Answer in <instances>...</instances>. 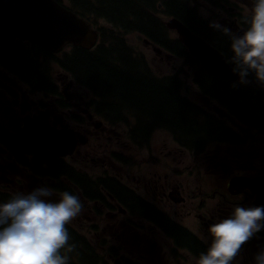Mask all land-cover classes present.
Instances as JSON below:
<instances>
[{
  "label": "trees",
  "instance_id": "obj_1",
  "mask_svg": "<svg viewBox=\"0 0 264 264\" xmlns=\"http://www.w3.org/2000/svg\"><path fill=\"white\" fill-rule=\"evenodd\" d=\"M66 1L65 7L72 9L80 16L86 13L87 8L91 10L96 7L101 8L104 13L100 16L114 25L113 29L98 35L104 55L96 56L85 50L74 48L71 52L65 51L60 56H56L0 29V61L2 67L15 81L24 82L30 89L46 94L47 97L61 95L63 86L68 85L70 81L67 80L59 86L55 84L52 67L58 66L67 78L70 77L80 84L88 80L94 82L97 87L102 88L104 94H109L112 101L110 104L119 108L120 111H124V106H134L138 112V115L134 117L137 118V123L128 134H139L138 139L144 138L154 131L153 128L164 127L166 124L168 129L181 132L184 138L195 140L197 146L202 147L206 129L197 125L196 109L178 95L175 86L174 88L165 86L173 84L169 78L154 75L152 69L134 56L127 38L129 32L137 31L140 37L152 44L162 46L171 56L183 57L184 63L188 64L197 74L195 80L202 93L200 95L210 96L217 101L220 100L222 104L229 105L239 117L264 132V89L255 85L241 84L235 87L228 81L208 76L196 59L187 52L179 38L170 35L167 23L175 21L179 24L184 23L193 32L200 34L216 48L227 53L228 59L231 60V38L222 30L206 24L197 17L194 10L188 9L186 3L179 0ZM162 5L168 11H162ZM159 14L160 16L169 15L167 19L170 20L168 22L161 20L158 17ZM56 78L60 83L62 82L59 74ZM92 97L96 96L92 95ZM92 108L99 119L105 120L104 109L101 106L96 108L92 105ZM11 141L13 150L17 154L21 155L22 151L33 153L35 150L15 135L11 136ZM126 145L125 140H120L113 148L111 143V146L105 144L97 149L102 148L104 158L113 164L114 160L123 158L118 148ZM39 153L37 158L45 159L47 163V168L43 171L49 175L50 181H53V176L61 174L64 179L71 182L77 193L81 194L82 191L84 197L90 200H100L103 205L102 210L108 211L106 215L105 213L92 215V210L87 208L85 214L80 213L65 226L70 235L69 244L75 245L71 252H67L66 249L61 250L62 254L69 257L68 264H108L107 255L117 253H122V255L119 260H111L112 264L120 262L122 264H147L148 261H156L152 256V247L149 245V242L155 241L153 237L158 238L162 247L168 248L172 254L179 252L178 244H182L188 254L191 251L198 257L201 253L207 252L213 238L211 235L203 236L199 232L198 219L194 218L193 222H187L182 221L180 217L172 223L162 217L149 203L135 199L133 194L123 191L122 187L111 177L100 183L107 190L109 198L114 201L117 197L120 198L117 194L123 191V194L131 200L127 201L129 205H126L129 209L122 210V205H119L120 211L116 210L108 205L110 202L100 191L99 184L93 183L83 175L70 174L69 167L62 162L63 160L51 157L44 151ZM215 161L217 167L220 168L228 164L225 157H216ZM58 187L62 192L68 191L76 195L73 189L64 183H60ZM96 210L101 211L98 207ZM139 216L147 223V230H141L142 225L135 219ZM110 217L116 221V229L106 232V221ZM159 218L164 222H160ZM152 221H155L162 230H157ZM84 223H87L86 228H84ZM82 229L111 234L118 239L121 247L112 245L107 238L101 237L98 248H95ZM123 245L144 256L140 260L132 259L124 252ZM193 258L191 264L197 260L196 257L193 256ZM173 259L178 261L179 257L174 256Z\"/></svg>",
  "mask_w": 264,
  "mask_h": 264
},
{
  "label": "clouds",
  "instance_id": "obj_2",
  "mask_svg": "<svg viewBox=\"0 0 264 264\" xmlns=\"http://www.w3.org/2000/svg\"><path fill=\"white\" fill-rule=\"evenodd\" d=\"M247 27L241 35L231 36L230 62L240 83H247L250 73L264 84V0H254L244 17ZM221 29V25H210ZM53 191L40 186L28 193H16L0 203V264H68L62 254L74 250L65 227L82 211L77 195L59 193L58 200L49 199ZM264 231V207L236 206L232 213L209 226L212 242L195 264H232L242 246ZM255 264H264V248L255 255Z\"/></svg>",
  "mask_w": 264,
  "mask_h": 264
},
{
  "label": "water",
  "instance_id": "obj_3",
  "mask_svg": "<svg viewBox=\"0 0 264 264\" xmlns=\"http://www.w3.org/2000/svg\"><path fill=\"white\" fill-rule=\"evenodd\" d=\"M0 9L3 11L0 16L4 21L17 26L8 32L6 27L0 24L1 30L19 39L28 40L43 51L56 53L67 43L88 47L94 42L93 38L87 40V30L83 34L80 33L82 25L79 23L84 21L71 12L70 15L65 14V10L53 0H0ZM172 27L178 29L180 38L188 45L190 52L200 61L208 75L229 81L239 78L225 62L222 54L210 44L187 32L188 30L179 23ZM22 29L25 37L19 36ZM50 129L57 131L53 127ZM63 131L69 130L64 128ZM43 140L49 145L57 146V141L52 138L43 137ZM72 140L75 144L74 134Z\"/></svg>",
  "mask_w": 264,
  "mask_h": 264
},
{
  "label": "rangeland",
  "instance_id": "obj_4",
  "mask_svg": "<svg viewBox=\"0 0 264 264\" xmlns=\"http://www.w3.org/2000/svg\"><path fill=\"white\" fill-rule=\"evenodd\" d=\"M234 3H236L235 0H233V2H230V5L234 6L235 5ZM190 4H191L192 8H194L195 10L198 11V13H204L205 14V19H206V21L209 24L218 23L219 19L221 17H230V15L226 11L220 13L217 10V6L214 3H212V2H210L208 0H190ZM244 13L245 14L249 13L247 8H244ZM164 20H166V22L169 21V19H166V18ZM0 24L5 26L6 27L5 30L8 31V32H10L11 30H14L15 28H17V26H15V25H9L6 21H4L2 16H0ZM20 33L21 34H25L23 29L20 31ZM128 43H130L132 46H136V45L140 44V43L136 42V40L133 38V36L129 37ZM159 58H161L160 55H159ZM180 60L181 59L178 58L177 62L175 64H179ZM170 63H172V62L168 61V60L165 61V67H163L161 69V73L162 74H167L168 73V69L167 68L169 67ZM149 64L152 65L153 62H150ZM172 64H174V63H172ZM175 68H177V66H175ZM52 74L56 77V75H58V74L60 75V71L55 66H53L52 67ZM183 76L185 78L187 75L184 74ZM60 77L63 80L62 76H60ZM161 77H163V75ZM166 77H171V76H166ZM192 77H194V75H192ZM171 82H173V81H171ZM165 86L167 88H172L173 86H175L178 95L181 96L184 100H186L188 102V104L190 103L189 100L184 96V94L182 95L179 92V89H178V87H177L175 82H173V84H171V85H165ZM182 87H183V84L181 83V88ZM18 90H19V92H15L14 90H9V93H10L11 96L9 94L7 95L6 92H4V91H2V93H3V96L5 98L6 97H11L13 102L18 104V103H21L23 98L26 96V93L23 90H21L20 88H18ZM154 98L155 97L153 96V99ZM107 100H110V98L107 97ZM57 102L58 103H62V100L58 99ZM123 109L127 113V115L130 116V117H134V116L138 115V112L136 111L134 106H131V105L130 106H124ZM117 111H120V110H117ZM86 121H87L86 116L82 115V122H77L75 124L76 127L79 128V132H77V130H71L70 131V133L74 134L75 141H77V137H80V138L84 137V133L85 132H82V129H83V125H84L83 122H86ZM143 121H146V120H143ZM196 123H197V125H199L202 128H214L215 127L217 129H221L220 124L218 122L213 121L211 118H209V116L201 117L200 122L196 121ZM89 128H90L91 134L93 132V135H95L97 137L98 141L95 143L89 137L88 138L90 140L89 142H87V140H85V142L83 144H79L78 147H79V154L80 155H77V158L79 160H82V161H84L85 158H87V156L91 155L93 153L92 151H96L97 152L98 151L97 148H100L101 146H104L105 144H108V142H107L108 134H107V132H104L102 134V131L99 129V124H94L92 126L91 122L88 121L87 129H89ZM245 130H246V133L242 134V137H244V136L246 137L247 134H248V135L256 138L255 135L253 134V131L251 129L248 131L245 128ZM158 135H159V133H158ZM263 138H264V132H263ZM256 145L259 148H262L258 144H256ZM89 146H92V147H89ZM169 146H170V152H174L176 144L171 139H170ZM172 156H173V159H172ZM169 159H170L171 163H178V164L179 163L180 164H187L189 162V160H190L188 154H186V153H183V154L180 153V154H176V155L175 154H170V158ZM206 168H207V166H206ZM205 173H206L207 176L211 175L207 171ZM219 174L220 173L215 172L214 176L216 178L215 179L216 183H219L220 179L217 178V176ZM178 176L183 180V183L185 184V193L186 194L194 193L195 195L200 197V194L204 192V188L201 185H199V180L197 178V174L196 173H189L187 170H184L182 175H178ZM171 177H175V176H171ZM22 187H25V182L22 183ZM27 188H32V186L27 184ZM22 190L26 191L24 189H22ZM7 193H9V191ZM201 198H202V196H201ZM91 210H92V215L99 214V212H96L94 209H91ZM215 210H216V212L213 215V217H215L218 213L219 214L215 218L214 223L218 222L219 220H221L223 218H226L227 213H226V211L224 209H222L220 207L219 208L215 207ZM100 213H102V212H100ZM212 224H213L212 222H209V226L212 225ZM86 227H87V223H84V228H86ZM110 229H116V221L114 220L113 217L108 218L107 221H106V232H109ZM101 235L105 236L108 239H110V241L112 243H116L115 238H113V236L111 234L108 235V234H105V233H101ZM89 239H90L92 244H96L97 243V239H96V235L95 234H89ZM132 239H133V236H132ZM132 256H134V253H132ZM154 257L156 258L157 255L155 254Z\"/></svg>",
  "mask_w": 264,
  "mask_h": 264
},
{
  "label": "flooded vegetation",
  "instance_id": "obj_5",
  "mask_svg": "<svg viewBox=\"0 0 264 264\" xmlns=\"http://www.w3.org/2000/svg\"><path fill=\"white\" fill-rule=\"evenodd\" d=\"M3 72L4 73H7V71H6V69L5 68H3ZM7 109L9 110V108L7 107ZM15 109V108H14ZM62 112L65 114V116H66V123H67V126H69V127H72L71 126V120L73 119V116H71L72 115V111H71V109L69 108V106L68 105H65L64 106V108L62 109ZM89 109L87 108L86 109V111H85V115H89ZM87 127H88V123L87 124H85V125H83V130L84 131H86L87 130ZM86 140H88V137H86ZM213 140L214 141H218L217 139H215L214 137H213ZM3 142V136L2 137H0V143H2ZM188 217L189 218H192V214L189 212L188 213ZM178 248H179V252H178V254H179V256L184 260V261H186L187 263H190L191 264V257H190V255L187 253V251H186V249L184 248V246L181 244H178Z\"/></svg>",
  "mask_w": 264,
  "mask_h": 264
},
{
  "label": "bare ground",
  "instance_id": "obj_6",
  "mask_svg": "<svg viewBox=\"0 0 264 264\" xmlns=\"http://www.w3.org/2000/svg\"><path fill=\"white\" fill-rule=\"evenodd\" d=\"M85 31H86L85 26H82V27L80 28V33L83 34Z\"/></svg>",
  "mask_w": 264,
  "mask_h": 264
}]
</instances>
